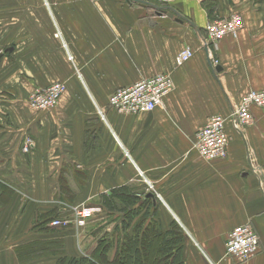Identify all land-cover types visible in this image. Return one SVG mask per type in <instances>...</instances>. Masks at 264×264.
Returning <instances> with one entry per match:
<instances>
[{"label": "crops", "instance_id": "0c3cea01", "mask_svg": "<svg viewBox=\"0 0 264 264\" xmlns=\"http://www.w3.org/2000/svg\"><path fill=\"white\" fill-rule=\"evenodd\" d=\"M143 1L172 7L194 27L126 0H0V44L17 42L23 29L26 59L41 69L55 66L67 85L51 111L9 119L24 133L0 125V264H70L90 256L108 231H97L99 217L82 228L50 223L69 219L73 207H100L99 197L119 188L136 207H151L161 232L181 229L184 264H238L224 259V245L244 224L260 250L243 264H264V193L248 163L264 171V110L253 108V125L240 132L230 118L245 93L264 90V0ZM233 13L244 24L211 50L216 72L203 29ZM187 48L192 57L177 66ZM159 74L173 83L161 107L121 115L108 105L115 90ZM215 115L225 119L227 156L208 162L194 137ZM24 136L35 142L32 152L20 149ZM114 254L115 246L108 259Z\"/></svg>", "mask_w": 264, "mask_h": 264}, {"label": "built area", "instance_id": "2783aa9c", "mask_svg": "<svg viewBox=\"0 0 264 264\" xmlns=\"http://www.w3.org/2000/svg\"><path fill=\"white\" fill-rule=\"evenodd\" d=\"M243 22L239 16L228 19L216 18L204 26V43L211 65L216 67L218 62L211 57L213 46L226 36L235 37L242 28ZM192 56L191 49L187 48L176 56V64L181 65ZM171 78L166 74L142 79L133 85L115 90L108 98V105L121 115H138L153 111L161 107L163 99L173 89ZM64 89L62 85L54 84L44 89L31 100V106L37 111L48 110L54 107ZM264 110V90L248 91L240 102L232 106L230 118L238 132L254 123L252 109ZM225 119L219 115L210 117L194 137V149L204 161L223 160L227 156L228 138L224 132ZM33 148V143L28 142ZM249 168L257 179L260 190L264 193V171L256 167L249 158ZM91 207H73L69 219H53L50 225L54 228H63L73 225L82 228L86 221L94 214ZM260 250L259 237L250 224L233 228L226 238L224 256L232 258L238 264H243L254 257Z\"/></svg>", "mask_w": 264, "mask_h": 264}, {"label": "rangeland", "instance_id": "374dc122", "mask_svg": "<svg viewBox=\"0 0 264 264\" xmlns=\"http://www.w3.org/2000/svg\"><path fill=\"white\" fill-rule=\"evenodd\" d=\"M24 1L25 0H16V5H23ZM126 1L130 4H134V3L129 2L128 0ZM165 7H168V6H165ZM168 12L169 11H166V13L164 14H167ZM231 16H239L242 19V22L244 24L243 17L240 13H233L228 17H222V18L228 19ZM23 34H24L23 29L19 30L18 28V31H16L17 42H13V44H5V45L0 44V118H2V120H0V125L2 123L13 124V126L9 125V128H14L16 131V134L24 133V129L19 126V123H17V121L20 122L22 120L21 118H24L23 115H24L25 110H30L31 112L35 114H42V113L51 111L58 105L59 101L63 98L64 94L66 93V86H67L65 81L58 79V74H57V70L55 66L52 68V70L41 69V65L39 62L26 59L27 57L26 54L28 53H24L25 48L23 44L24 43ZM226 37H229V36H226ZM220 41L217 42L216 47L213 46V50L217 49L218 43ZM204 47L209 48V46H206V45H204ZM29 50H31V47H29ZM192 55H193V51H192ZM68 59L70 61L68 60L67 63L71 64L72 63L71 56H69ZM175 62H176V59H175ZM210 66L212 70L214 71L215 67L211 65V61H210ZM61 74L64 75L65 73H61ZM54 84L62 85L64 89V92L60 96L58 103L54 107L48 110H43V111L35 110L31 106V100L36 95H38L40 92L44 91V89ZM12 104H15V106L13 107ZM235 105H237V103L232 104V106H235ZM97 115L98 117L103 119V115L99 110H97ZM10 118H16L17 121L16 119L11 121L9 120ZM28 142H32L33 145L35 146V142L33 141L31 137L24 136L22 139V142H20V149L32 152V150L34 149V146L33 148H30ZM106 206L107 205H105L104 207H91V208L97 209L94 212L95 216L99 217L100 219L98 220L97 225L103 226L99 228V230H97L100 233V235L104 234L106 230H108L106 231L108 233L109 231L113 232L112 229L114 228L115 224L116 225L119 224V221L123 214L122 212V209L124 208L123 206H119V207L117 206L115 211L112 209H108ZM119 208L121 210H119ZM129 208L132 209L131 207ZM136 208L137 207H135L134 209ZM70 211H72V208ZM112 236H113L112 239L115 240L117 235L112 234ZM225 258L226 257L224 256V259ZM226 259H229L235 262V260L232 258H226Z\"/></svg>", "mask_w": 264, "mask_h": 264}, {"label": "trees", "instance_id": "16d2710c", "mask_svg": "<svg viewBox=\"0 0 264 264\" xmlns=\"http://www.w3.org/2000/svg\"><path fill=\"white\" fill-rule=\"evenodd\" d=\"M130 195L127 189L119 188L110 191L109 195L99 197L100 207L107 205L108 209L115 211L117 206H123L124 220L120 219L119 224H115L113 232L103 234L90 256L71 259L70 264H184L181 255L183 242L181 229L172 225L170 230L161 232L153 220L151 207L143 205L134 209L135 199ZM141 212L142 216L132 227V234H128L127 230L132 221ZM150 216L152 217L149 223L143 226L145 219ZM112 234L117 235L115 240L112 239ZM113 246L115 254L113 259L109 260L108 251Z\"/></svg>", "mask_w": 264, "mask_h": 264}, {"label": "water", "instance_id": "95a60500", "mask_svg": "<svg viewBox=\"0 0 264 264\" xmlns=\"http://www.w3.org/2000/svg\"><path fill=\"white\" fill-rule=\"evenodd\" d=\"M129 2L131 3H134L136 5H139L141 7H151V8H154L157 15H161V14H164L166 13V11H169V16L173 17L175 16L176 19L180 22H187L190 26L194 27V25L188 21L187 19H185L182 15H180L175 9H173L172 7H158L148 1H143V0H128ZM206 49V48H205ZM210 64V63H209ZM211 67V66H210ZM220 67L219 66H216L214 71L218 72L220 71Z\"/></svg>", "mask_w": 264, "mask_h": 264}]
</instances>
